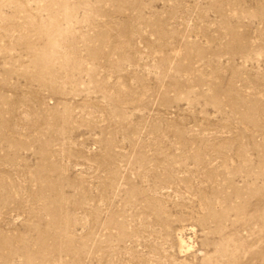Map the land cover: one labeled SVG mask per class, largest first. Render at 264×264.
Returning a JSON list of instances; mask_svg holds the SVG:
<instances>
[{"label":"rangeland","instance_id":"obj_1","mask_svg":"<svg viewBox=\"0 0 264 264\" xmlns=\"http://www.w3.org/2000/svg\"><path fill=\"white\" fill-rule=\"evenodd\" d=\"M0 264H264V0H0Z\"/></svg>","mask_w":264,"mask_h":264}]
</instances>
